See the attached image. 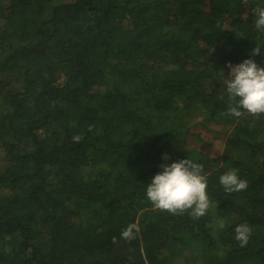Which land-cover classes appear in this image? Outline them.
<instances>
[{"label": "trees", "instance_id": "16d2710c", "mask_svg": "<svg viewBox=\"0 0 264 264\" xmlns=\"http://www.w3.org/2000/svg\"><path fill=\"white\" fill-rule=\"evenodd\" d=\"M258 5L0 0V264H264V114L230 116L220 76L264 66ZM162 153L203 165L204 216L146 198Z\"/></svg>", "mask_w": 264, "mask_h": 264}, {"label": "clouds", "instance_id": "9594fccd", "mask_svg": "<svg viewBox=\"0 0 264 264\" xmlns=\"http://www.w3.org/2000/svg\"><path fill=\"white\" fill-rule=\"evenodd\" d=\"M255 28L264 32V0L255 9ZM264 44H256L251 49L252 56L264 55ZM220 76L224 82L230 106V116L239 117L244 113L264 114V66H260L251 57L228 66L227 77ZM79 139V134H74ZM159 171L152 175L145 184V196L154 208L170 213L189 211L194 218L206 214L210 206L207 194V178L201 163L187 158L171 160L167 153L161 154ZM218 182L225 192H238L247 188V181L238 176L235 170L226 171L218 177ZM223 227V221H218ZM136 225L126 226L120 233L121 237L131 239ZM251 229L247 223L237 224L234 238L241 246L247 244Z\"/></svg>", "mask_w": 264, "mask_h": 264}, {"label": "rangeland", "instance_id": "374dc122", "mask_svg": "<svg viewBox=\"0 0 264 264\" xmlns=\"http://www.w3.org/2000/svg\"><path fill=\"white\" fill-rule=\"evenodd\" d=\"M222 144H223L222 142H220V141H216V142L214 143V145H212L211 147H209V151H206V152H208V154H209L210 156H216V155H219L220 152H221ZM204 148H205V150H206L205 145L203 146V149H204ZM217 226H219V223H217V224L214 226V230H216Z\"/></svg>", "mask_w": 264, "mask_h": 264}]
</instances>
